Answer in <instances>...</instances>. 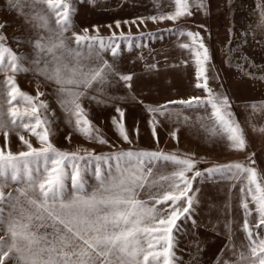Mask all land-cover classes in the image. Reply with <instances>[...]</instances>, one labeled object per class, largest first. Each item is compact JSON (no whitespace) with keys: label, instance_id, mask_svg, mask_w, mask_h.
<instances>
[{"label":"snow or ice","instance_id":"snow-or-ice-1","mask_svg":"<svg viewBox=\"0 0 264 264\" xmlns=\"http://www.w3.org/2000/svg\"><path fill=\"white\" fill-rule=\"evenodd\" d=\"M172 3L173 12L148 19L176 22L192 16L193 8L199 11L206 7L204 0H172ZM8 4L32 25L37 35L29 41L33 55L24 56L13 49L3 34L9 25L0 24V74L5 76L0 81V132L6 144L10 132H15L27 148L18 153L0 148V264H177L174 230L179 229L178 221L187 218L197 202L198 190L193 189V181L205 173L211 176L225 170L247 181L240 188L247 252L237 251L232 245L234 259L220 258L217 264H264V235L260 231L264 229V184L256 169L235 163L201 172L195 170L192 159L162 151L129 149L101 155L87 151L69 153L54 146L50 137L55 121L49 116L47 101L40 100L45 93L38 91L33 97L23 92L16 75L33 71L54 83L57 103L66 120L74 123L76 131L86 138L105 144L107 141L92 126L83 101L118 105L124 98L108 93L114 82H123V87L131 93L133 74L120 73L114 64L101 57L105 48L116 57L118 41L131 38L123 31L118 37L114 32L107 44L103 39L94 40L75 32L67 37L65 33L72 28L75 12L73 0H8ZM39 5L44 7L38 8ZM257 7L261 17L258 27H264V3ZM139 19L143 23L145 18ZM115 27L119 29L121 22L116 21ZM187 36L192 44L183 47L195 56L197 79L203 80L196 87L207 91L208 97L147 107L153 114L149 123L154 139L158 143L157 117L172 118L168 105L210 106L208 119L212 124L206 129L209 135L226 139L237 150L245 149L244 131L233 119L227 96L208 87L210 56L203 37L190 31ZM69 39L75 47L68 43ZM21 102L26 106L24 111L16 106ZM252 108L254 113L264 111V105H252ZM116 111L122 121L124 110L116 106ZM112 122L122 138L131 143L124 123H118L115 118ZM19 128L35 136L41 147H34L20 135ZM258 131L264 133V128ZM172 135L175 138V133ZM92 165L94 184L88 179ZM168 165L174 171L163 174L160 169ZM11 184L17 187L6 192ZM141 193L147 199L140 198ZM254 213L256 223L251 225L250 217Z\"/></svg>","mask_w":264,"mask_h":264},{"label":"rangeland","instance_id":"rangeland-1","mask_svg":"<svg viewBox=\"0 0 264 264\" xmlns=\"http://www.w3.org/2000/svg\"><path fill=\"white\" fill-rule=\"evenodd\" d=\"M261 3L264 0H204L206 7L199 11L193 8L192 16L182 17L176 22H154L148 17L174 11L172 0H73L75 12L72 28L65 33L67 37L75 32L94 40L103 39L107 44L114 32L118 37L123 31L131 38L118 41L120 46L116 57L108 48L101 50L102 59L114 64L120 73L133 74L131 93L123 87V82H114L108 93L124 98L118 105L97 104L88 99L83 101L92 126L107 141L105 144L86 138L76 131L74 123L66 120L57 103L54 83L33 71L17 74L16 82L23 92L33 97L38 91L45 93L40 100L47 101L49 116L55 121L50 139L61 151H79L81 154L87 151L101 155L129 149L162 151L192 159L196 163L195 170L201 172L240 163L256 169L260 182L264 184V133L258 131L264 128V111L254 113L252 108V105H264V27H258L261 17L257 7ZM139 18H145L143 23ZM116 21L121 22L119 29L115 27ZM4 23L9 25L3 29L7 42L18 54L31 57L33 51L29 41L36 38L37 31L9 6L8 0H0V24ZM189 31L200 33L209 50L208 87L227 96L233 119L244 131L246 147L243 150L235 149L224 138L209 135L206 129L212 124L208 119L212 111L210 106L168 105L172 118L157 117L158 143L153 137L149 123L153 114L146 110L147 107L191 97H208L207 91L196 87L203 80L197 79L195 56L183 47L192 44L187 36ZM68 43L75 47L71 39ZM93 46L98 47V44ZM150 65H155V68H150ZM4 79V74H0V81ZM16 106L20 111L26 107L22 102ZM116 106L125 112L122 121ZM4 111L7 121V106ZM113 118L124 123L131 143L119 134ZM17 131L34 147H41L35 136L23 128ZM0 148H10L14 153L27 151L15 132H10L7 144L0 132ZM93 171L94 165L88 172L89 182L94 184ZM160 171L169 174L174 168L168 165ZM192 174L188 173L189 176ZM246 183L227 170L211 176L205 173L193 181V189L198 190L195 192L197 202L187 218L178 221L179 229L174 230L177 264H193V258L195 264H217L220 258L233 260L232 245L237 251L247 252V239L242 230L244 213L240 207V188ZM67 185L70 189V180ZM16 187L11 184L5 191H13ZM140 198L147 199L143 193ZM254 216L255 213L250 217L251 225L256 223ZM260 231L264 235V229Z\"/></svg>","mask_w":264,"mask_h":264}]
</instances>
